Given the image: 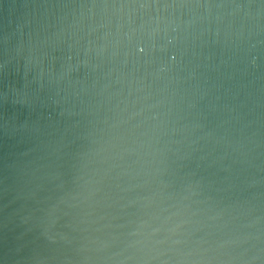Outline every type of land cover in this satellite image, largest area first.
Returning <instances> with one entry per match:
<instances>
[{
  "label": "water",
  "instance_id": "water-1",
  "mask_svg": "<svg viewBox=\"0 0 264 264\" xmlns=\"http://www.w3.org/2000/svg\"><path fill=\"white\" fill-rule=\"evenodd\" d=\"M96 2L0 0V264H120L132 233L181 220L251 237L227 251L264 264V0H213L235 15L180 45L138 40L123 71L150 87L131 94L86 54ZM133 132L163 153L151 181L116 166Z\"/></svg>",
  "mask_w": 264,
  "mask_h": 264
},
{
  "label": "clouds",
  "instance_id": "clouds-1",
  "mask_svg": "<svg viewBox=\"0 0 264 264\" xmlns=\"http://www.w3.org/2000/svg\"><path fill=\"white\" fill-rule=\"evenodd\" d=\"M228 7L230 5L227 3L217 4L213 0H97L93 4L92 19L98 22L92 28V33L102 34L97 39L88 41L86 54L91 57L95 53L101 62L96 65L98 68L107 63L118 62L119 67L113 68L109 75L119 73L117 82L124 83L130 94L144 92L150 86L137 77L135 72L123 71L130 64L136 63L133 45L138 40L150 42L148 48H141L140 51L151 54L156 47L155 41L161 35H166L170 44L180 45L187 41L190 33L199 25L211 20L215 14L214 9L221 10L219 14H215L221 21L227 15H235L223 11ZM138 19H143V23L137 25ZM136 115L140 113L133 114L132 118ZM140 127L142 125L135 126ZM157 128L158 124L150 131L154 132ZM143 135L147 139L142 140L133 132L114 159L122 162L116 166L125 169L123 175L132 179L143 178L148 182L159 174L164 160L161 159L162 151L153 145L154 137L149 132ZM188 191L191 195L183 196V200L195 203L192 197L199 193L192 188ZM191 203L188 205L189 212ZM191 215L198 213L192 212ZM191 223L190 220H181L168 228L162 237H159L160 229L132 233L137 239L129 244V248L134 249L135 253L121 260L120 264H128L130 260H135L136 264H236L237 257L227 249L229 246H242L251 238L238 235L235 240L221 242L213 239L209 232L204 237L194 239L196 234L190 230ZM186 227L189 230L185 231Z\"/></svg>",
  "mask_w": 264,
  "mask_h": 264
}]
</instances>
